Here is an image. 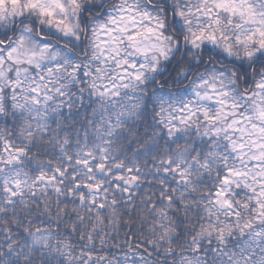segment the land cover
Returning <instances> with one entry per match:
<instances>
[{"label":"snow or ice","instance_id":"1","mask_svg":"<svg viewBox=\"0 0 264 264\" xmlns=\"http://www.w3.org/2000/svg\"><path fill=\"white\" fill-rule=\"evenodd\" d=\"M0 264H264V0H0Z\"/></svg>","mask_w":264,"mask_h":264}]
</instances>
